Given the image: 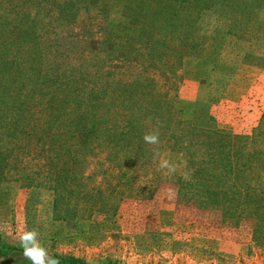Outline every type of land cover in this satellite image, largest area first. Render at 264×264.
Returning a JSON list of instances; mask_svg holds the SVG:
<instances>
[{"label": "rangeland", "instance_id": "1", "mask_svg": "<svg viewBox=\"0 0 264 264\" xmlns=\"http://www.w3.org/2000/svg\"><path fill=\"white\" fill-rule=\"evenodd\" d=\"M26 1L0 0V16L5 8L10 12L5 17L8 24L0 23V57L5 56L8 66L6 73H0V76L1 81L7 78L14 90L23 83L27 87L34 84L32 79L19 72L30 68L28 54H32V64L40 73L55 62L62 70L88 69L91 74L84 78L90 87L98 80L96 71L102 68L104 73L111 72L108 75L121 80L124 85H134L142 75L150 86H142L141 90H147L148 95L141 98L148 99L151 91L153 97L161 100L164 112L167 104L173 105L171 115L174 118L170 115L169 119L171 126L181 119L188 126L250 136L248 153L264 148V5L255 8L253 15L256 16L251 18L249 9L254 4L250 5L253 2L250 0L237 8L230 6L234 0L228 3L221 0L174 3L172 0L175 7L180 6L182 15L194 17L200 14L194 21L193 32L199 42L206 39L203 53H195L181 41L183 37L172 39L160 35L150 24L147 31L153 38L151 46L154 48L161 43L157 50L160 54L152 57L149 36L138 34V30L150 23L149 14L157 7L155 0H134L129 4L133 10L144 8L148 18L139 11L132 24L133 32L120 26L112 28L111 40L106 36L115 13L110 18L100 16V5L86 0L78 5V16L70 21L60 16L58 8L54 7V3L63 6L68 0H50L38 16L37 35L40 38H36L32 46L22 45L18 37L22 25H18L13 10L24 5L35 13L42 0ZM118 1L113 12L122 13L125 5L122 0ZM117 22L121 21L113 23ZM91 25H95L91 27L95 39L90 35ZM3 26H6V34L1 32ZM103 54L112 55L105 59ZM11 71L19 72L20 84L10 76ZM10 97L7 100L11 102ZM188 103L196 104V110L181 109ZM165 113V119L169 118ZM149 121L145 123L148 130L142 135L151 130L158 131L163 140L161 146H165L166 140L172 138V127L166 131L160 129L162 121ZM186 132L180 131L179 135ZM6 136V129L1 126L0 137ZM131 137L135 141L143 138L140 135ZM5 142L0 139L2 150L7 148ZM88 153L78 174L80 181L73 187L82 183L91 192L96 187L106 198H99L93 207L73 199L78 214L67 220L59 219L56 212L61 209H55L53 191L40 183L34 187L13 170L0 182V223L7 224L13 233L18 222L27 229H36L50 255L80 258L85 264L89 261L91 264H264V234H256L258 223L254 218L226 219L221 209L199 206L189 195L179 193V186L185 180L181 179L180 173L188 172L182 151L172 153L167 148L161 149L166 158L180 165L174 177H165L157 171L155 163L143 168L141 160L130 169L133 171L118 166L112 168L106 148L96 147ZM17 154L13 151L12 162L17 158H23L24 162L30 160V156ZM144 154L148 159V148ZM200 158H209V153L200 152L197 159ZM123 172L134 179L131 182L122 179ZM189 172L193 174L194 169ZM169 188L175 190V197L169 198ZM69 199L70 195L66 193L65 201ZM0 242L20 248L17 241L5 238L2 233ZM0 250H3L1 245ZM22 253L19 250L9 254L0 252V264H31Z\"/></svg>", "mask_w": 264, "mask_h": 264}, {"label": "trees", "instance_id": "2", "mask_svg": "<svg viewBox=\"0 0 264 264\" xmlns=\"http://www.w3.org/2000/svg\"><path fill=\"white\" fill-rule=\"evenodd\" d=\"M87 1L100 5L102 9L98 11L100 16L110 18L114 16V13L116 14V17L111 19L110 30L107 31L106 39L108 40L113 37L112 28L118 26L125 31L133 32L132 24L137 20L135 18L139 11H143L144 18H148L144 8L137 10L130 8L129 4L134 0H122L125 8L122 13L117 12L118 14L113 12V9L119 5L118 0H107L109 4L103 3L102 0ZM87 1L68 0L63 6L52 3L58 8L57 13L60 16L73 21L78 16V5ZM182 1L173 0L174 3ZM195 1L210 2V0ZM236 1L230 4L232 8L248 3L245 0ZM250 1H253L250 5L254 4L249 9L251 18H253L256 16L253 15V10L262 7L264 0ZM173 2L172 0H155L157 7L149 14L150 23L142 25L138 34L146 33L150 38L151 46L153 38L147 31L151 24L155 26L153 29H157L164 37L172 39L176 36L183 37L181 40L183 43L190 46L195 53L202 54L206 39L199 42L193 32L195 30L194 21L200 18V14L194 17L189 14L182 15L179 10L180 6L175 7ZM221 2L228 3L229 0H221ZM48 3L50 0L39 2L37 13H32V10H28L24 5L22 8L13 10L20 23L18 25H22L18 36L22 45L32 46L36 38H40L37 35L38 16L45 8L43 5ZM47 12L50 10L47 9ZM9 13L8 8H5V12L0 16V23L8 24L5 17ZM116 21L121 22L113 23ZM132 21L134 22L131 23ZM92 26L95 25H91L90 28ZM14 28L17 29L18 26ZM92 28L90 35L92 39H95ZM181 29H185V32H180ZM1 32L6 34V26H3ZM87 43H89L88 38ZM96 43H98L97 40ZM160 44L157 43L154 48L152 46L149 48L152 57L160 54L157 51ZM31 55L27 56L30 68L20 69L19 72L24 77L33 80L32 86L27 87L23 83L14 90L12 83L7 82V78L1 81L2 76H0V127L4 126L8 135L0 137L2 141H7L4 146L7 147L6 150L0 147V182L5 179L6 174L16 170L22 180L32 183L34 187H37L38 183L49 187L54 193L55 209H61L60 212H56V215L59 219L67 220L78 214V207L73 205V199L82 200L93 207L99 198L107 197L96 187L92 192L87 191L85 184L82 183L73 187L75 182L80 181L78 174L90 154L88 151L91 152L96 147L97 149L106 148L112 168L118 166L119 169L127 168L128 171H133L130 169L139 164V160L142 161L143 168L154 165L153 148L146 145L143 138H136V142L131 135L143 137L142 133L148 130L145 128L146 122L149 120V122L162 121L160 129L162 127L167 131L172 127L173 130L172 138L166 140L165 146H161L163 140L160 137L159 150L167 148L172 153L182 151L186 156L183 158L188 166L187 173L190 175V180H184L180 184L179 193L184 196L189 195L199 206L221 209L226 219L240 221L247 217L254 218L258 223L256 234H264V148L251 153L246 152L250 136L235 135L223 129L211 130L188 126L189 124L185 125L184 120L181 119L171 126L169 119L173 105L167 104L168 108L165 112L169 114V118L165 119L166 113L160 105L161 100L153 97L151 91L148 99L141 98L148 95L147 90H141L142 86L144 88L150 86L148 80L142 75L134 81V85H124L121 80L110 77L108 74L111 72L104 73V68H102L96 71L95 75L98 76V80L90 87L89 82H86L84 78L85 75L91 74L88 69L81 67L62 70L61 65L55 62L50 64L45 72L40 73L38 67L34 68ZM111 55L103 54L105 59ZM5 60L4 55L0 57L2 75L8 69ZM37 60L38 58L35 60L36 63ZM101 61L103 64L102 59ZM18 73L11 71L10 76L20 84L21 77ZM8 97L11 102L7 100ZM32 99L34 102H30ZM144 101L145 103H141ZM195 105L188 103L181 109L187 111L193 108L195 111ZM190 114L192 115V112ZM171 116L174 118L173 115ZM180 131L187 132L179 135ZM94 141L98 143L92 144ZM147 148L149 160L144 154ZM13 151L18 152L17 155H22V157L30 156V160L24 162L23 158H17L15 162L14 159L12 162ZM200 152H208L209 158L197 159V154ZM113 156L115 158L110 160ZM43 168L45 171L42 170ZM55 168L57 170H54ZM192 169H194L193 174L189 172ZM60 171L64 174L59 175ZM45 173L47 176H44ZM121 178L130 180V182L134 179V177H129L127 172H123ZM66 193L70 195L68 202L65 201ZM0 245L3 247L0 252L9 254L17 250L23 251L21 248L3 242H0ZM58 257L61 264H85L80 258Z\"/></svg>", "mask_w": 264, "mask_h": 264}, {"label": "clouds", "instance_id": "3", "mask_svg": "<svg viewBox=\"0 0 264 264\" xmlns=\"http://www.w3.org/2000/svg\"><path fill=\"white\" fill-rule=\"evenodd\" d=\"M151 119V118H149ZM143 142L146 145L153 147V163L157 166V171H160L165 177H174L180 170V165L166 158L159 150L160 135L158 131H148L143 135ZM186 181L190 180V175L187 172L180 173ZM174 189L169 188V198L175 197ZM0 233L5 238H11L17 241L19 247L23 250V256L31 262V264H61L58 256L49 254L48 248L41 243L40 234L36 229H27L18 222L17 229L13 233L9 226L5 223H0ZM89 264L91 262L89 261Z\"/></svg>", "mask_w": 264, "mask_h": 264}]
</instances>
